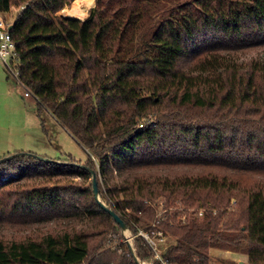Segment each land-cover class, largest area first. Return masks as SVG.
Instances as JSON below:
<instances>
[{
    "label": "trees",
    "instance_id": "obj_1",
    "mask_svg": "<svg viewBox=\"0 0 264 264\" xmlns=\"http://www.w3.org/2000/svg\"><path fill=\"white\" fill-rule=\"evenodd\" d=\"M74 1L0 0L2 14L24 5L11 39L37 116L86 154L0 157V264H161L140 230L162 232L168 263L209 264L217 249L264 264V56L250 55L264 51V0H94L85 19L58 14Z\"/></svg>",
    "mask_w": 264,
    "mask_h": 264
},
{
    "label": "rangeland",
    "instance_id": "obj_2",
    "mask_svg": "<svg viewBox=\"0 0 264 264\" xmlns=\"http://www.w3.org/2000/svg\"><path fill=\"white\" fill-rule=\"evenodd\" d=\"M74 2L62 9L58 14L65 17L63 10L70 8ZM18 10L19 8H13L5 15L8 19L14 20ZM87 11L81 19L87 17ZM256 54L264 56V51L250 53V55ZM15 72V69H13L12 73L8 71L0 61V155L7 152L12 154L14 151L13 148H16V146H24L23 148H27L25 150H29L25 152H32L47 159H65L70 155L74 160L84 162L86 159L84 150L54 120L48 111L43 109L40 111V117L37 116L35 100L24 97V90L14 77ZM230 205H235L234 199H232ZM161 208L162 206L159 204L158 209ZM200 211L204 210L200 209ZM1 232L4 234V237L11 235L22 237L25 235V229L18 226L14 228L7 226ZM124 237L127 238L126 242L130 244L132 239L129 237L128 232L124 233ZM164 244H168V241L166 243L164 242ZM246 263L247 258L243 253L217 249L210 250L209 264Z\"/></svg>",
    "mask_w": 264,
    "mask_h": 264
},
{
    "label": "built area",
    "instance_id": "obj_3",
    "mask_svg": "<svg viewBox=\"0 0 264 264\" xmlns=\"http://www.w3.org/2000/svg\"><path fill=\"white\" fill-rule=\"evenodd\" d=\"M24 8L22 5L18 12ZM13 20L7 18L5 14L0 13V61L2 64L12 73L13 69H15L14 77L19 82L18 79V71H17V57L15 55V46L11 39V29H12ZM21 85V84H20ZM22 87V85H21ZM23 88V87H22ZM24 97L32 98L31 94L26 91L24 88ZM203 211H198V215L201 216ZM138 235H140L150 246V248L154 251V259L158 260L161 264H176V263H168L167 261L161 259L160 257V245H163L165 242V237L163 236L161 231L148 232L139 231Z\"/></svg>",
    "mask_w": 264,
    "mask_h": 264
},
{
    "label": "water",
    "instance_id": "obj_4",
    "mask_svg": "<svg viewBox=\"0 0 264 264\" xmlns=\"http://www.w3.org/2000/svg\"><path fill=\"white\" fill-rule=\"evenodd\" d=\"M38 158L40 160L44 159L41 156H38ZM46 161H52L49 159H45ZM91 173V183H92V189H93V194H94V198L96 200V202L99 204V206L108 213V215L113 219V221L116 223V225L119 227V230L121 232H125L126 231V226L124 224V222L121 220V218L113 211L111 210L108 206H106L99 198L98 196V189H97V182H96V176L94 174V172H90ZM130 247V244H129Z\"/></svg>",
    "mask_w": 264,
    "mask_h": 264
},
{
    "label": "bare ground",
    "instance_id": "obj_5",
    "mask_svg": "<svg viewBox=\"0 0 264 264\" xmlns=\"http://www.w3.org/2000/svg\"><path fill=\"white\" fill-rule=\"evenodd\" d=\"M93 5V0H77L75 1L70 8L63 10L66 17L82 18L85 14V8L91 7Z\"/></svg>",
    "mask_w": 264,
    "mask_h": 264
},
{
    "label": "crops",
    "instance_id": "obj_6",
    "mask_svg": "<svg viewBox=\"0 0 264 264\" xmlns=\"http://www.w3.org/2000/svg\"><path fill=\"white\" fill-rule=\"evenodd\" d=\"M77 1V0H76ZM88 8H90V7H88ZM88 8H85V11H87V9ZM66 17V16H65ZM67 18H70V17H67ZM81 19V18H80ZM24 147V146H23ZM22 146H16V148H13L14 149V151H13V153L14 152H16V151H29V150H25V149H27V148H23ZM10 152H7V153H5V154H2V155H0V157H2V156H4V155H6V154H9Z\"/></svg>",
    "mask_w": 264,
    "mask_h": 264
}]
</instances>
